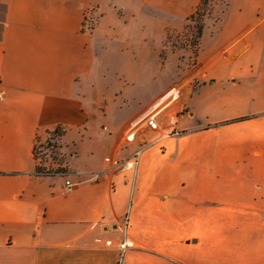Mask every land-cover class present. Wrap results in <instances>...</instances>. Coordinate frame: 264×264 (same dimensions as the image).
<instances>
[{"label":"crops","instance_id":"1","mask_svg":"<svg viewBox=\"0 0 264 264\" xmlns=\"http://www.w3.org/2000/svg\"><path fill=\"white\" fill-rule=\"evenodd\" d=\"M3 1L0 264H264V0H229L205 26L181 134L146 149L134 177L96 181L119 139L89 126L106 58L146 59L201 0ZM59 126L71 172L42 173L36 145Z\"/></svg>","mask_w":264,"mask_h":264},{"label":"rangeland","instance_id":"2","mask_svg":"<svg viewBox=\"0 0 264 264\" xmlns=\"http://www.w3.org/2000/svg\"><path fill=\"white\" fill-rule=\"evenodd\" d=\"M228 2L229 0H206L200 15L186 19L181 29L168 30L163 43L154 46L150 54L144 55L146 59L138 58L129 62L126 56L117 55L115 58H106L105 65L111 73L105 74V95L97 102L96 88L95 93L90 94L92 112L97 118V121H90L91 129L100 133L99 137L104 136L102 133L118 135V142H120L122 133L128 127L132 117L136 118L152 108L157 112V121L160 126L165 132H170L174 127V119L179 120L180 115L185 112L184 98L192 88H198L205 80V76L196 69L204 33L203 30L199 38L198 27L201 25H204V29L210 27L214 34L220 27ZM4 10V1L0 0V20L4 16ZM95 11L97 10L94 7L86 16V24L90 27L94 26L98 17ZM120 13L117 15L121 18ZM123 32L124 30H120V33L123 34ZM123 38L124 35H118L115 38L116 50L119 49V43ZM93 80L96 83L100 79L97 80L95 77ZM175 88H181L180 97L172 96ZM162 96H167V99L159 105H154ZM126 122L127 124L124 125ZM122 125L124 127L120 129ZM181 132L180 130L175 136L180 135ZM64 133V128L59 126L50 131L46 139L38 141L36 159L40 172L67 175L71 172L68 163L73 152L71 147L69 148L70 144L63 139ZM147 135H152L153 138L159 133L151 130ZM171 137L161 140L159 145L164 144L166 139Z\"/></svg>","mask_w":264,"mask_h":264},{"label":"built area","instance_id":"3","mask_svg":"<svg viewBox=\"0 0 264 264\" xmlns=\"http://www.w3.org/2000/svg\"><path fill=\"white\" fill-rule=\"evenodd\" d=\"M181 95V88H175L172 92V96L180 97ZM178 122L177 119H174L173 129L170 132H165L157 121V112L155 110L150 108L143 112L134 118L122 133L121 140L118 142L116 150L106 160L104 170L95 172L90 179L96 181L100 179L102 175L109 173H117L126 178L134 177L138 170L143 152L152 145L160 144L159 142L161 140L177 135L180 132ZM151 130L159 133V135L153 136V138L151 137L152 135H147ZM65 185L68 190L73 187L70 179L66 180ZM119 225L127 232L130 226V217L128 213L124 215ZM131 245L132 242L130 240L125 239L122 242L120 261L123 260L125 250Z\"/></svg>","mask_w":264,"mask_h":264},{"label":"trees","instance_id":"4","mask_svg":"<svg viewBox=\"0 0 264 264\" xmlns=\"http://www.w3.org/2000/svg\"><path fill=\"white\" fill-rule=\"evenodd\" d=\"M206 0H201L200 4L198 5L196 11L189 17V18H194L195 15H200L203 9V5L206 4L205 3ZM204 30V25H201L198 27V37L200 38L202 36V32Z\"/></svg>","mask_w":264,"mask_h":264}]
</instances>
